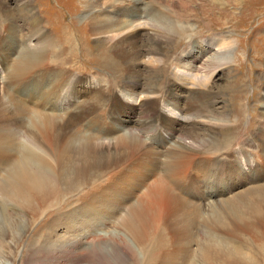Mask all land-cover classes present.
<instances>
[{"label":"rangeland","instance_id":"rangeland-1","mask_svg":"<svg viewBox=\"0 0 264 264\" xmlns=\"http://www.w3.org/2000/svg\"><path fill=\"white\" fill-rule=\"evenodd\" d=\"M34 1L40 14L70 12L77 21L69 29L75 36L71 41L64 37L59 16L52 26L47 17L33 21L19 11L15 0H6L12 21L0 11V132L12 134L0 141V179L11 168L7 161L22 157L17 150L21 143L47 158L57 183L55 194L62 196L59 203L66 204L55 206L54 197L45 206L17 204L2 200L0 194V264H165L173 249L187 245L195 259L201 243L198 211L209 219L212 210L222 217L220 231L214 230L220 241H236L247 248L245 253L262 258L264 238L252 243L250 235L237 230L239 222L227 207L238 204L244 213L241 199L257 184L251 176L254 166L246 157L249 162L252 153L258 154L264 139V0H100L102 8L134 14L143 18H136L137 23L146 24L134 41L141 52L150 48L158 54H134L129 64L121 61L126 53L116 50L113 40L91 33V25L84 24L86 13L75 0L59 1L67 2L66 9L57 6L58 0ZM40 43L47 51L39 52L33 62L25 59L22 75L11 76L14 60L27 54L19 50ZM180 73L189 74L187 83L179 79ZM35 111L43 118H37ZM171 113L185 116L179 124L200 134L205 152L218 143L217 136L219 141L235 140L233 155L226 156L237 164L229 171L218 169L231 173L219 183L186 181L184 192L178 191L184 199L182 207L160 211L148 200L153 208L148 213L153 214L136 218L133 231L122 220L164 174L161 157L170 139ZM196 113L201 116L198 121L222 128L195 123ZM130 132L139 144H116ZM185 141L192 142L188 137ZM85 145L94 149L90 152ZM153 160L158 163L152 164ZM141 162L154 167L153 176L143 177L147 169L138 165ZM76 169L86 170L90 180L116 170L132 171L134 181L115 180L109 188L112 195L107 197L104 188L98 190V202L85 205L84 212L67 224H54L58 210L71 215L84 204L79 194L89 191V182L74 175ZM206 202L212 207L207 208ZM79 219L86 221L80 226ZM234 231L240 241L232 237ZM48 239L53 246H48ZM65 243L72 247H62ZM156 255L158 262L153 260Z\"/></svg>","mask_w":264,"mask_h":264},{"label":"bare ground","instance_id":"bare-ground-1","mask_svg":"<svg viewBox=\"0 0 264 264\" xmlns=\"http://www.w3.org/2000/svg\"><path fill=\"white\" fill-rule=\"evenodd\" d=\"M59 1H63V0H58L56 3L57 6L61 5V7H64V9H66L65 5H67V2L64 1L66 2V4L65 3L61 4ZM75 1H76L75 4L77 6H80V8L83 9L82 13H86L83 16L86 19V22L84 24L89 23L91 25V33L96 36H100V38L102 37H105L107 39L110 38L111 40H113L111 42L115 43V45L117 44L116 46H114L116 47V50H119V52L126 53L121 60L125 64L130 63L129 59L133 57L134 54L143 56L145 54H156L157 53V52H153L155 51V49L150 51V48L148 50L142 49L145 52H141L140 50L141 46L136 44V41H134L137 39V37L135 36L136 33L137 35L141 34L140 32H142V30L146 28L145 23H141V22L137 23L135 21L136 18L143 19L142 17H134V14H124L122 13L124 11L116 12L117 10L114 7H113L114 9L110 8L106 10V8H102L101 6L102 4L100 0H75ZM15 2L17 3L19 7V11L21 13L23 12L24 14H27L26 16L28 15L31 16V19H33V21L35 20L38 22L40 19H44V17H47V20H49V24H51L52 26L53 23H55L54 22L56 20L55 18L59 16L61 20L63 19L61 21L60 29H61V33L64 34V37L66 38L67 36V38L71 41V37L75 36L73 35L74 31L70 33V30H71L70 27H76L77 21L73 19V15H71L70 12L60 11L61 14L57 16V14L49 15L50 13L48 14L44 10L43 13L41 12L42 14H44L42 15L40 14L39 8H38L39 13L35 10L36 1L34 0H15ZM0 11L3 13L6 21L13 20L11 13L9 11V8H8V4L6 3V0H0ZM66 15L68 16L67 19L65 18ZM120 15H123L124 18L120 19L121 17ZM128 15L129 17L132 16L129 20H127V17H126ZM120 23H124L122 27L120 26L121 25ZM118 24H120L119 25L121 27L120 29L118 28L119 27ZM116 26H118L117 29H115ZM58 27H60V25ZM12 30L13 29L11 28L9 31H12ZM182 31L185 32V30L183 29ZM29 38L31 37L29 36ZM32 40L33 39H31V41ZM157 43H159V41ZM42 44L38 46L35 44L34 45L31 44L32 46H29L30 44H27V46L24 45V47L20 49L19 52H27V54L24 57H21V58L17 57L14 60V63L11 67L13 71L10 70L12 72V74L10 72V75L18 78L20 75H22L21 73L23 71V64L25 63V59L27 63L33 62L38 57L39 52H46L47 51L45 48L46 44H44V46ZM84 46H85V43H84ZM4 51L6 50L4 49ZM87 51H89V49ZM151 62L152 60L150 61V63ZM131 77L132 76H129L128 78L131 79ZM189 77H190L189 74L185 77L183 73H180V78L179 77L178 78L183 83H185ZM34 114L36 115L37 118L41 116V113H38V111H35ZM197 114L199 113L195 114L196 115V118H194L195 123L198 124L199 122L201 123V125L205 124L206 126H210L213 128H216V126H220L219 124L211 123L210 121H207V122L204 120L198 121V118L201 116L198 117ZM193 115L190 114L189 116H193ZM41 117L43 118V116ZM168 117L170 118V121H169L170 122L169 124L170 139L167 143H165L164 145L165 153L161 157V159L164 161V166H163L164 174L162 176H159V178H157L154 181V183L151 184L150 187H148L145 190L144 197L141 198L139 201H137L134 207L129 209L128 217L122 220L123 225L126 226V228L128 227L133 228V231L135 230L134 220L136 218H143L144 215L148 216V215L153 214V213H148L150 209L151 210L153 209L152 207L148 205V200L150 201L152 206L159 208L160 211L170 209L172 206L182 207L184 205V199L180 196V192L182 191L184 192V184L186 181H189L190 179H196L198 181H205L206 179H211L210 183H213V184L219 183L221 180L227 177H230L229 174L231 173L226 172V171L218 173L219 172L218 169L224 168L225 170L229 171L230 169L235 168L237 164L235 160H232L231 157L230 158L228 157L230 155H233L232 145H233V142H235V140L233 141L232 139L227 137V139L219 141V136H217L214 140L217 141L218 143H214L212 145V150L210 152H205L204 151L205 147H203V143L200 141L201 140L200 134L198 132H195V130L191 132H187L186 130L187 126H182L179 124L180 122H185L184 121L185 116L180 114L179 116L175 117L171 113V114H168ZM192 125L193 126L191 127H195L194 123H192ZM224 126L225 128H227L229 125H224ZM11 135L12 134L10 132H0V141L3 140L4 138L6 139L10 137ZM185 137H188L189 139H191L192 142H189V143L186 142ZM90 142H92V140ZM90 142H88V144H90ZM134 142L135 144H139L141 141L136 140V138L133 136V133L131 132L129 133L128 137L123 136L122 134L120 139L117 140V143L115 141V143L118 145L128 144L129 146H134ZM259 142H260V139H259ZM93 144L95 143L93 142ZM111 145L112 144H110V146ZM158 145L159 144H157V146ZM216 146H218V148H215ZM260 146L262 147V149L260 148L261 150L256 155L252 153L249 162L246 157V162L249 164H253L254 166L251 168V169H254V173L251 176H253L254 178L253 182H256L257 184L255 186L250 187V189L247 192L246 198L241 199L242 205L245 208L244 213L240 212L241 207L238 204H232L231 208L230 206L227 207V211H230L232 215L234 216V218L236 219V221L239 222V225H238L239 228H237V230L240 229V232L244 233L245 235H250L253 241L252 243L257 242V240L260 238H264L263 237V234H264V183L258 184V182H261V181L264 182V139L261 141ZM114 147H117V146H114ZM85 148L90 152L94 149V148H91V146H86ZM18 149L21 150L22 157H19L16 160L7 161L8 164L10 163L9 165L11 166V168L10 170L7 171L6 173L7 175L3 179H0L1 199L7 202L8 201L16 202L17 204H27V205H32V206L36 204H41L45 206V204L52 197H54L56 199L55 206L60 205V204H66V203H59L60 202L59 199H61L62 196L55 194L57 191V183H56L54 175L51 176L50 164L47 158H45L43 155H39L32 148L22 145L21 143L17 144V150ZM158 152L163 153L161 152V150H158ZM251 160H253V162H251ZM154 163L156 164L158 163V161L153 160L152 164ZM138 165L147 169V173L143 175V177L147 178L151 175L152 176L154 175L155 170H154V167H151L150 163L143 164L141 162V163H138ZM95 166H98V165L96 164ZM114 166L115 168H117L116 165ZM73 173L74 175L78 177L85 178L87 183L89 182V187H88L89 191L83 194H79L80 195L79 197L81 200L84 201V204L81 205V207H79L77 210H75V212L72 213L71 215H68L66 213L62 214V212L58 210L56 214L54 215V218H56L57 216L56 222L54 224H60V225L67 224L70 219H73V217L77 218L78 214H81L84 212L85 205H90V204H94L98 202L100 200V197L95 196L96 191L98 190H102L104 188L105 194L107 197L112 195V192H110L109 188L111 184H114L115 180H118L119 178L121 180V178H123L124 182H127L128 184L129 182L131 183L134 181V177L131 176L132 171H126V170H116L114 172H111L107 177H104L103 174H98L97 178L92 179V180L89 179V175L87 174L86 170L76 169V170H73ZM125 177L127 179H125ZM122 185L120 183L118 185L120 191H124L126 189V187ZM204 197L205 199L208 198V200H210L209 199L210 197L208 196H204ZM208 203L206 202L205 204L207 205L206 207L207 208L212 207V205H210L212 203L210 204ZM1 204L3 205V203ZM199 205H201V203ZM225 208L226 206L223 209ZM204 211H207V209ZM210 212H211V215H209V219L207 217L208 215L207 216L205 215L207 217L206 219V217L203 215L204 213L198 211V213H200L198 214V216L200 217V220L202 223L201 224L199 222L200 220L198 218L199 220L198 222L200 224L198 226L197 232H198V237L201 239L200 240L201 243H200L199 250H198V256L195 257V259H192L191 258L192 252L187 247L189 245L182 246L181 248L173 249L171 253L169 254V258H164L166 260L165 264H264V254L263 253H262L263 257L261 258L259 256V259H257L255 253H253L252 255L250 254L251 255L250 256L248 254V251L247 253L244 252V250L245 249L247 250V248L243 249V247L238 245L239 243L236 241H235L236 243L231 242L230 240L232 238L230 239L226 238L227 240L230 241L229 244H227L226 242H223L224 239L221 238L222 236L220 238L223 239V241H220V239L218 238V235L216 237V234H214V230H216V228L221 229V226L223 225L222 217L215 210H212ZM95 214H99V213H95ZM93 216L98 217L97 215H93ZM63 219H65L64 222H63ZM79 220H80V224H79L80 226L84 224L83 221H86L85 219H79ZM235 226L236 225L232 227L234 228ZM67 228L69 229L70 226H68ZM223 229L226 231L225 228ZM230 230L228 228V231ZM228 231H226V234ZM234 232L236 233L237 231H234ZM232 237L239 238L238 241L242 239V238L240 239V234H237V233L236 234L232 233ZM244 240L245 239H243V241ZM47 242L50 244L48 246L54 245L52 243V240L50 239H48ZM70 246H71L70 244H66V243L62 245V247H66V248H69ZM162 249H163L162 246L157 248V250L159 251ZM161 256L163 258V255ZM178 256H179V259L176 260ZM158 259H159L158 255L154 256L153 258V260H156L157 262H158Z\"/></svg>","mask_w":264,"mask_h":264}]
</instances>
